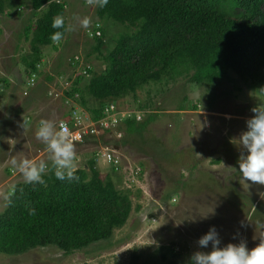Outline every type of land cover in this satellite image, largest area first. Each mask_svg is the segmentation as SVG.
Wrapping results in <instances>:
<instances>
[{
  "label": "rangeland",
  "instance_id": "374dc122",
  "mask_svg": "<svg viewBox=\"0 0 264 264\" xmlns=\"http://www.w3.org/2000/svg\"><path fill=\"white\" fill-rule=\"evenodd\" d=\"M68 1L70 8L62 16L68 31L60 43L65 70L61 77L54 78L55 82L44 91L43 97H36V91L34 97L24 95L25 75L20 59L29 53L30 43L21 34L31 8L27 5L20 12L0 16V71L7 78L15 69L23 74L20 78L9 77L11 86L0 98V214L7 208L13 186L27 183L11 161L50 163L47 146L36 139L37 125L42 120H52L58 125L72 105L71 101H64V92L71 84L67 79L70 73H76L75 68H68L69 60L75 56L85 60L91 43L85 36L86 29L76 18H88L90 27L98 17L95 6L87 0ZM42 52L44 64L40 72L57 71V63L61 61L58 54H53L51 47H44ZM88 61L94 73L104 69L97 55ZM42 74L36 78L37 89L43 81ZM231 79L233 82H221L210 90L191 86L184 79L175 85L150 84L138 90L134 97L129 95L113 101L123 111H141L138 110L141 106L142 121L149 115L156 118L141 139L130 138L129 149L121 147L116 151L123 162L119 174L116 173L120 178L119 189L130 188L133 192L141 189L142 195L139 198L134 197L136 192L131 195L132 213L124 228L115 230L109 250L101 253L95 247L92 253L94 249L66 256L55 247L36 248L19 256L0 254V264H130L136 257H140L137 263L144 264L158 256L160 247L171 243L177 246L176 252L184 251L183 260L189 262L195 251H210V248L199 249L197 241L213 226L222 247L245 241L251 250L264 242V185L245 182L237 163L243 149L230 143L246 131V121L253 115L251 109L260 106L263 94L249 91L235 75ZM238 87L242 90L240 94ZM184 97L188 101L184 105L188 108L196 105L197 110L179 111ZM24 121H29L28 125ZM116 141L114 135L88 139L85 145L75 149L83 156L79 159V169L84 170L86 166L87 152L99 144L113 147ZM218 158L220 164L213 165L212 161ZM137 167L142 168L143 181L136 180L131 185ZM97 168L102 175L109 174L108 168L98 165ZM169 196L172 199L161 204ZM213 211L214 215H209Z\"/></svg>",
  "mask_w": 264,
  "mask_h": 264
},
{
  "label": "trees",
  "instance_id": "16d2710c",
  "mask_svg": "<svg viewBox=\"0 0 264 264\" xmlns=\"http://www.w3.org/2000/svg\"><path fill=\"white\" fill-rule=\"evenodd\" d=\"M68 2L0 0V16L20 12L27 5L31 8L21 34L30 43L29 53L20 59L27 94L36 88V78L42 74L44 47H51L61 61L57 71L42 74L38 87L45 84L47 89L46 83L53 84L64 73L60 44H52L50 36L57 31L51 27L54 18L64 15L70 8ZM95 8L102 24L101 37L92 38L85 57L88 62L97 55L104 69L94 73L86 68L90 78L85 81L82 72L76 71L75 57L69 60L68 68H75L76 73L67 79L71 84L64 101L72 105L60 122L71 126L73 113L80 110L98 121L109 102L134 97L150 84L175 85L180 79L210 90L221 82H233L235 75L249 91L263 94L259 105L264 106V0H109L105 8ZM67 31L65 23L63 38ZM9 86L8 80H0V98ZM240 91L238 87L237 93ZM185 102L184 97L179 111L197 110L196 105L188 108ZM138 110L143 108L138 106ZM155 118L128 120L123 131L126 136L115 146L130 145V138L141 139ZM24 122L28 125L29 121ZM91 160L88 171H74L77 179L57 180L53 170L43 177L44 184L19 183L15 191H9L7 208L0 214V254L19 256L36 248L55 247L67 256L94 249L92 253L95 247L104 253L112 247L109 242L115 230L124 228L132 213L131 195L136 192L134 197L139 198L141 192L120 190L119 169L113 167L102 175L94 157ZM170 199L172 196L162 199L161 204ZM31 209L35 215L30 214ZM176 247L173 243L160 247L158 256L144 264H189L183 260L184 251L176 252ZM139 259L130 264H140Z\"/></svg>",
  "mask_w": 264,
  "mask_h": 264
},
{
  "label": "clouds",
  "instance_id": "9594fccd",
  "mask_svg": "<svg viewBox=\"0 0 264 264\" xmlns=\"http://www.w3.org/2000/svg\"><path fill=\"white\" fill-rule=\"evenodd\" d=\"M87 2L90 5L103 9L108 5L109 0H87ZM76 19L78 20L80 26L86 29L84 32L88 41L91 42L94 36L101 37L100 28L102 25L99 20L94 21V23H92L89 27L90 20L88 18H84L82 20L79 18ZM51 27L53 29H57V31L51 34L50 40L52 44L58 45L61 43L64 37V18L62 16L55 17ZM75 60L78 62L76 71L82 72L85 80H88L90 78V73L86 71V68L94 72L91 64L89 61L85 62L86 59L84 60L83 57L80 56H75ZM3 79L4 78H1L0 80ZM24 95L27 96L28 94L26 93ZM110 105L117 107V112L119 114L120 112H129L131 117L121 120L120 124L116 128V131L114 130L113 132H105L98 136H88L83 143H85L88 139H101L102 137L108 135H114L115 140H117L116 142L121 141L126 136L123 131L126 129L125 125L128 120L142 122V114L140 115L141 111L130 109L123 111L120 110L117 104L114 102H109L103 110L105 111V109ZM104 111L103 118L98 121H93L90 115L84 110L77 112L83 116L85 115L89 121L97 123L105 118ZM251 111L253 115L246 121V131H243L238 139H231L230 143L233 145L235 143L239 146V148L243 149V152L241 153L237 163L238 170L242 174L245 182H251V184L254 185H264V106L254 107L251 109ZM137 115L140 116V121H137ZM227 118L230 119V117ZM123 126L124 128L122 130L121 127ZM117 134H120V138H117ZM35 135L36 139L40 140L47 146V150L50 153L49 160L52 162V168H49L48 164H46L44 161L36 163L34 161L25 159L18 162L16 159H13L11 161L12 166L22 174L25 182L44 184L45 180L43 177L48 174V172L53 170L54 176L57 180L64 181L65 179H77V177L74 176V162L76 159V152L73 141L75 137L70 131L69 127L62 122L57 125L55 121L42 120ZM116 147L121 146L110 147L107 145H98L93 151L95 161H102L108 169L113 168V166L108 164L104 158L97 157L98 151L107 148L111 151L114 157L120 160V166L118 167L120 170L123 162L121 160V155L119 156L118 153L116 154ZM103 168L106 167L104 166ZM137 170L138 175H134V180L131 182V185L135 184L136 180L141 183L143 181V174L141 171L142 168L137 167ZM116 173L119 174V171ZM128 185H130V181L128 182ZM12 190L15 191V186H13ZM137 191L141 192V189H138ZM10 202L11 201L9 200V203ZM30 214L35 215V209H31ZM209 215H214V211ZM209 215L205 216L204 218H208ZM192 222L195 221L192 220ZM241 226H243V222H241ZM233 238L235 239V236ZM221 244L222 241L216 228L214 226L210 227L208 232L200 237L197 241V246L199 249L210 248V251H195L189 258V264H264V242H261L257 247L251 250L248 249L245 241H241L239 244H228L223 247Z\"/></svg>",
  "mask_w": 264,
  "mask_h": 264
},
{
  "label": "built area",
  "instance_id": "2783aa9c",
  "mask_svg": "<svg viewBox=\"0 0 264 264\" xmlns=\"http://www.w3.org/2000/svg\"><path fill=\"white\" fill-rule=\"evenodd\" d=\"M26 94V92L24 93ZM115 112V114H114ZM105 118L97 123H93L88 120V118L84 115H81L79 112L73 113L71 126L66 124L70 131L73 133L75 139L73 141L74 144H82L84 140L88 136H98L105 132H113L116 131V128L120 124L121 120L128 119L131 117L129 112H117V107L114 105H110L104 111ZM140 116L137 115V121H140ZM61 123V122H60ZM58 123V125L60 124ZM117 138H120V134H117ZM97 157H102L106 160L108 164L118 169L120 166V160L111 153V151L107 148L98 151ZM134 175H138V171H135Z\"/></svg>",
  "mask_w": 264,
  "mask_h": 264
},
{
  "label": "crops",
  "instance_id": "0c3cea01",
  "mask_svg": "<svg viewBox=\"0 0 264 264\" xmlns=\"http://www.w3.org/2000/svg\"><path fill=\"white\" fill-rule=\"evenodd\" d=\"M6 74H5V72L4 71H0V79L1 78H4L3 80H8V82H9V84H10V86H11V78H9V77H16V78H20V76L21 77H23V74H22V72L19 70V69H15L13 72H12V74L7 78V76H5ZM23 79V78H22ZM21 79V80H22ZM27 80H25V82H26ZM25 82H23V83H25ZM46 87H49V86H51L52 85V83L51 84H49V83H46ZM10 86H9V88H10ZM45 86V84H43V86H41V91H39L37 88H35L30 94H31V97H34V95H33V92L34 91H36L35 92V96L36 97H38V96H41V97H43L44 96V91L46 90V88L44 87ZM24 91H25V89H24ZM29 95V94H28ZM28 103H25V105H27ZM24 110V109H23ZM62 120V119H61ZM38 127L40 126V123L37 125ZM87 142V141H86ZM99 144V143H98ZM83 145H85L84 143L82 144V145H76V144H74V147H75V149H77L78 147H81V146H83ZM100 145V144H99ZM123 148H125V149H129V147H131L130 145H123L122 146ZM119 148H121V147H116L115 149L118 151L119 150ZM94 150H95V148H94ZM93 150V151H94ZM93 151H91V152H87L86 154V158H87V162H86V166H85V171H88V162H90V160H91V158H93L94 156H93ZM85 152V151H84ZM120 156V155H119ZM83 156H81V154L79 155V154H77V151H76V159H75V169H74V171H76L77 169L79 170V167H80V165H81V161L79 160L80 158H82ZM94 160H95V158H94ZM216 160H219L220 162H221V159L220 158H218V159H216ZM216 160H214V161H212L213 162V165H219L220 164V162L219 163H215V161ZM50 161V160H49ZM92 161V160H91ZM52 165V162L50 161V163H48V166L50 167ZM97 165L98 166H102V168L105 166L106 168H107V166L102 162V161H99V162H96V168H97ZM98 169V168H97ZM101 173V172H100Z\"/></svg>",
  "mask_w": 264,
  "mask_h": 264
}]
</instances>
